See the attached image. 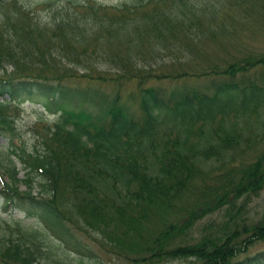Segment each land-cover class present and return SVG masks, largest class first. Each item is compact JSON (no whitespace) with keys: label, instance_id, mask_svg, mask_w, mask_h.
<instances>
[{"label":"trees","instance_id":"obj_1","mask_svg":"<svg viewBox=\"0 0 264 264\" xmlns=\"http://www.w3.org/2000/svg\"><path fill=\"white\" fill-rule=\"evenodd\" d=\"M60 8L42 25L17 0H0L3 208L34 214L63 252L89 255L81 238L100 237L130 264H264V250L246 253L264 241V216L245 212L264 188V151L224 159L237 140L225 119L264 110V52L252 45L264 38V0ZM169 55H205L208 66L164 72L157 64ZM127 88L135 107L122 99ZM32 95L58 119L33 127L30 149L7 113ZM206 131L218 148L192 139ZM20 235H0V264L49 259L53 247Z\"/></svg>","mask_w":264,"mask_h":264},{"label":"rangeland","instance_id":"obj_2","mask_svg":"<svg viewBox=\"0 0 264 264\" xmlns=\"http://www.w3.org/2000/svg\"><path fill=\"white\" fill-rule=\"evenodd\" d=\"M26 10L31 12L34 18L42 25H49L56 16V13L61 10L60 7H68V3L71 0H17ZM72 1H84V0H72ZM91 1V0H90ZM95 2L107 6L118 5L123 2H129L131 0H94ZM64 9V8H62ZM64 12V11H62ZM1 17V10H0ZM262 17V15H261ZM252 45L258 48V50L264 52V38L258 37L254 38ZM209 51L212 47H206ZM209 55V54H207ZM205 56V55H204ZM192 56L189 59L185 60L182 58L174 59L171 55L166 56L164 59L160 60L157 64L159 69H162L164 72H174L180 73L183 70L186 72H200L203 69H206L208 64L207 60H203L202 57ZM168 87V86H167ZM172 89V88H171ZM105 90V91H104ZM102 90L104 93H110L112 95L115 90L111 87H106ZM131 89L122 90V99L125 100L126 105L135 107L133 101L127 96ZM40 99L32 95L31 97H24L21 101L11 104L7 113L10 119H12V126H14L17 136L19 137L16 140L17 143H23L26 147L30 149L33 148L36 144V136H34L33 127L37 125L48 124L52 125L56 119L57 115H51L44 111L39 103ZM233 125V128L231 127ZM264 110L257 109L252 111L249 114L242 115L238 114V117L235 119L231 115V118H226L224 122V127L227 129H233V133L237 140L233 141L231 146L226 148V156L224 159L227 162L234 161L236 163L240 162L242 159L248 157L250 154L259 153L264 151ZM210 129V128H209ZM208 129V130H209ZM204 133L202 138H198L199 135H195V142L202 139V144L198 147H204L207 142L211 143L212 146L216 149L217 146L214 145L215 137L211 131ZM198 131H195L197 134ZM8 137L2 133L0 136V162L3 161L2 157L6 154V144ZM197 147V150L200 148ZM222 150V149H221ZM217 154L213 155L212 161L215 164H218V160H215ZM231 157V158H230ZM4 164V162H2ZM17 167L19 165L17 164ZM23 177V172H20L19 178ZM1 187V180H0ZM24 185H20V190H24ZM35 192L38 190L34 189ZM245 212L247 213L248 218L259 219L264 216V188L262 189L258 197H251L250 202L247 204ZM219 221L218 214H214L201 222H207L211 219ZM19 230V231H18ZM34 234L37 239L43 243L45 246L53 247L54 250H51V256L49 259L41 261V264H130L124 262L117 258L116 254H109L100 248V243L103 241L100 237L97 238V242L87 241L84 238L81 240L84 247H87L90 250L89 255L78 254L71 251L63 252L58 247V242L51 232L47 231L43 221H41L34 214H29L24 212L19 208H3V202L0 199V235L3 237H8L12 234L14 239L22 237L20 234ZM79 240V241H81ZM264 250V241L255 242L246 252L247 254L253 255L255 252H260ZM187 262V263H186ZM191 260H189V263ZM162 264H188V261H168L167 263Z\"/></svg>","mask_w":264,"mask_h":264}]
</instances>
